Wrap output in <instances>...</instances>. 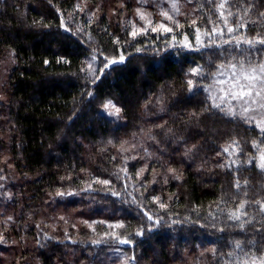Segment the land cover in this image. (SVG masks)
I'll list each match as a JSON object with an SVG mask.
<instances>
[{
    "label": "trees",
    "instance_id": "1",
    "mask_svg": "<svg viewBox=\"0 0 264 264\" xmlns=\"http://www.w3.org/2000/svg\"><path fill=\"white\" fill-rule=\"evenodd\" d=\"M219 3L0 0V264H259L264 134L214 94L264 0Z\"/></svg>",
    "mask_w": 264,
    "mask_h": 264
},
{
    "label": "snow or ice",
    "instance_id": "2",
    "mask_svg": "<svg viewBox=\"0 0 264 264\" xmlns=\"http://www.w3.org/2000/svg\"><path fill=\"white\" fill-rule=\"evenodd\" d=\"M227 5V0H220L219 8L225 9ZM173 8H176V5L173 4ZM231 15V13H228ZM166 18L172 19L170 16H167L166 13H164ZM264 15V13H262ZM221 19L224 21L225 26H227V16L223 11L220 13ZM159 28H163L164 31H171L169 28H165L164 25H159ZM240 27H243L241 24ZM158 30V29H153ZM228 32H234L237 30L235 27H228ZM133 36L136 35L135 32L132 33ZM199 39V37H197ZM244 43L248 44L249 46H254L255 44L264 45V38L257 37L255 39H247L243 41ZM239 43V41L237 42ZM186 47L189 45H185ZM121 60H123V57H121ZM115 63V61H113ZM241 67L239 72L236 71V66L232 65L233 68V76L229 81L221 82L222 84L226 85V87L221 88V92L224 93V99L228 100H235L238 103L243 105V112L241 113L246 114L250 111H256L257 109H254L251 107L253 104H258L259 109H264V63L260 64H252L251 61H249V67L244 68L243 61L240 62ZM192 84V81H189V85ZM113 107L115 109V114H118L120 112L119 108H115L114 105H107L106 107ZM215 107H221L220 104H216ZM223 110V109H222ZM228 112L230 115L235 116L236 112L235 109L232 107L231 104L228 105ZM113 113H109V115H112ZM261 131H264V122L261 124ZM227 151V149H225ZM259 167L261 171H264V155L260 156V164ZM107 183V182H104ZM161 207H164V205H161ZM241 208L244 207V205L240 206ZM262 208H264V205H262ZM231 219L239 221L241 219L240 215L237 213H232L230 216ZM151 219V217H149ZM122 225H118V227H121ZM242 227V225H241ZM120 243H129L127 240H120ZM237 247H240L239 243L236 245ZM245 264H248V262H245ZM251 264H257V261L253 259L251 261ZM259 264H264V258H261L259 260Z\"/></svg>",
    "mask_w": 264,
    "mask_h": 264
},
{
    "label": "rangeland",
    "instance_id": "3",
    "mask_svg": "<svg viewBox=\"0 0 264 264\" xmlns=\"http://www.w3.org/2000/svg\"><path fill=\"white\" fill-rule=\"evenodd\" d=\"M238 72L239 71H237V73ZM232 76H233V70L231 72L225 71L223 73V76H222L223 78L218 82L219 86H218L217 90L215 91L214 95H215V97H218L216 99L220 100L222 103L224 102L226 104V106L230 103L232 105V107H234L235 109H238V111L241 110L243 112V105L242 104L238 103L235 100H231V99L225 100L224 99V93L221 92V88L226 87V85L222 84L221 82L229 81L232 78ZM234 103L238 104L239 106L238 107L234 106L235 105ZM251 107L254 109H257V110L256 111H250L244 115L248 116V118H250V119L253 118V121H254L255 125L257 126V128L259 129V131L264 134V131H261V124H262V122H264V109H259L258 104H253V105H251Z\"/></svg>",
    "mask_w": 264,
    "mask_h": 264
}]
</instances>
